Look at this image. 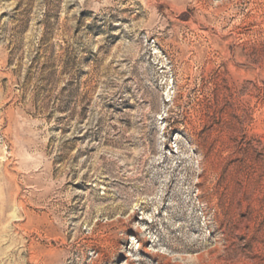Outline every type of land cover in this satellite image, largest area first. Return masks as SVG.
Masks as SVG:
<instances>
[{"label": "rangeland", "instance_id": "rangeland-1", "mask_svg": "<svg viewBox=\"0 0 264 264\" xmlns=\"http://www.w3.org/2000/svg\"><path fill=\"white\" fill-rule=\"evenodd\" d=\"M0 264H264V0H0Z\"/></svg>", "mask_w": 264, "mask_h": 264}]
</instances>
